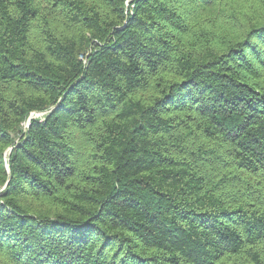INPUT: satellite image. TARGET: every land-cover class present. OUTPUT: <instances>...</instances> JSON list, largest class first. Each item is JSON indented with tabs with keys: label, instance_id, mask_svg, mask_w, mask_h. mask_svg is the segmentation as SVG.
Listing matches in <instances>:
<instances>
[{
	"label": "trees",
	"instance_id": "1",
	"mask_svg": "<svg viewBox=\"0 0 264 264\" xmlns=\"http://www.w3.org/2000/svg\"><path fill=\"white\" fill-rule=\"evenodd\" d=\"M0 264H264V0H0Z\"/></svg>",
	"mask_w": 264,
	"mask_h": 264
},
{
	"label": "rangeland",
	"instance_id": "2",
	"mask_svg": "<svg viewBox=\"0 0 264 264\" xmlns=\"http://www.w3.org/2000/svg\"><path fill=\"white\" fill-rule=\"evenodd\" d=\"M129 3H130V2H127V5H129ZM42 116H44V115H43V114H40V115H39V117H42ZM26 127H27V126H26ZM9 152H11V150H10ZM5 158H6V160H5V161H6V164H7V166H8V154H7V153L5 154Z\"/></svg>",
	"mask_w": 264,
	"mask_h": 264
},
{
	"label": "built area",
	"instance_id": "3",
	"mask_svg": "<svg viewBox=\"0 0 264 264\" xmlns=\"http://www.w3.org/2000/svg\"><path fill=\"white\" fill-rule=\"evenodd\" d=\"M39 115L40 114H38V113H33L32 115H31V118H37V117H39ZM44 115V114H43ZM28 126V125H27Z\"/></svg>",
	"mask_w": 264,
	"mask_h": 264
}]
</instances>
